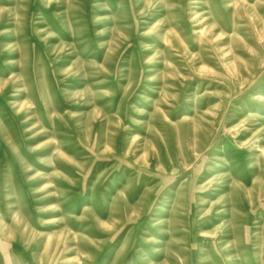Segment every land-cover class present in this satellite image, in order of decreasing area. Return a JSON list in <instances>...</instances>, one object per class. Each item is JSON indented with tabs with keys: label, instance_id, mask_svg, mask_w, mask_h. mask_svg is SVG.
Returning <instances> with one entry per match:
<instances>
[{
	"label": "rangeland",
	"instance_id": "1",
	"mask_svg": "<svg viewBox=\"0 0 264 264\" xmlns=\"http://www.w3.org/2000/svg\"><path fill=\"white\" fill-rule=\"evenodd\" d=\"M0 264H264V0H0Z\"/></svg>",
	"mask_w": 264,
	"mask_h": 264
}]
</instances>
